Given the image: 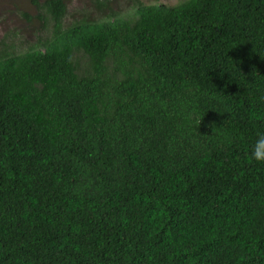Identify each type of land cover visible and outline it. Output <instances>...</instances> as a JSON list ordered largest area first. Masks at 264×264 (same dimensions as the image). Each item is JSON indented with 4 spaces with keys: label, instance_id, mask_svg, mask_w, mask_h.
<instances>
[{
    "label": "trees",
    "instance_id": "16d2710c",
    "mask_svg": "<svg viewBox=\"0 0 264 264\" xmlns=\"http://www.w3.org/2000/svg\"><path fill=\"white\" fill-rule=\"evenodd\" d=\"M68 12L0 0V264H264V0Z\"/></svg>",
    "mask_w": 264,
    "mask_h": 264
},
{
    "label": "rangeland",
    "instance_id": "374dc122",
    "mask_svg": "<svg viewBox=\"0 0 264 264\" xmlns=\"http://www.w3.org/2000/svg\"><path fill=\"white\" fill-rule=\"evenodd\" d=\"M16 1L21 2V0H16ZM89 1L90 0H69V12H68V15H67L68 17L66 21L68 25L76 18V16H78V13H81V11L85 9ZM144 1L147 4L165 3L168 5H173V4H177L181 0H144ZM121 5L122 6L124 5L125 7V3ZM29 12L31 14H36L34 9H30ZM5 29L17 30L19 34L18 41L22 43L23 42L36 43L40 37H43L49 34V32L42 31L40 29L39 22L34 28L28 27L25 20H21V16L19 14L10 16L7 21H2V22L0 21V41L4 37ZM19 49H23V47H20ZM81 63H82L81 65H84L86 63V61L84 60V57L82 58Z\"/></svg>",
    "mask_w": 264,
    "mask_h": 264
},
{
    "label": "clouds",
    "instance_id": "9594fccd",
    "mask_svg": "<svg viewBox=\"0 0 264 264\" xmlns=\"http://www.w3.org/2000/svg\"><path fill=\"white\" fill-rule=\"evenodd\" d=\"M252 157L255 161L264 163V134L258 136L252 152Z\"/></svg>",
    "mask_w": 264,
    "mask_h": 264
}]
</instances>
